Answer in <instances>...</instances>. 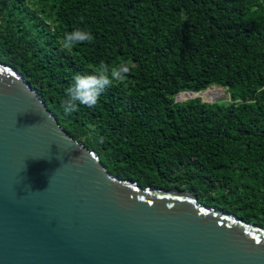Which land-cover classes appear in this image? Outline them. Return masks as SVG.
Segmentation results:
<instances>
[{
	"label": "trees",
	"instance_id": "1",
	"mask_svg": "<svg viewBox=\"0 0 264 264\" xmlns=\"http://www.w3.org/2000/svg\"><path fill=\"white\" fill-rule=\"evenodd\" d=\"M78 27L93 41L63 48ZM0 62L112 174L264 227V0H0ZM120 62L127 80L63 112L76 74ZM215 85L229 100L196 97Z\"/></svg>",
	"mask_w": 264,
	"mask_h": 264
},
{
	"label": "water",
	"instance_id": "2",
	"mask_svg": "<svg viewBox=\"0 0 264 264\" xmlns=\"http://www.w3.org/2000/svg\"><path fill=\"white\" fill-rule=\"evenodd\" d=\"M0 264H264V227L112 174L0 62Z\"/></svg>",
	"mask_w": 264,
	"mask_h": 264
},
{
	"label": "clouds",
	"instance_id": "3",
	"mask_svg": "<svg viewBox=\"0 0 264 264\" xmlns=\"http://www.w3.org/2000/svg\"><path fill=\"white\" fill-rule=\"evenodd\" d=\"M93 39L90 31L78 27L65 33L61 45L69 49L78 44L92 42ZM131 70L127 62H120L116 65L101 63L90 74H76L62 101L63 112L70 115L81 106L94 107L103 91L113 86L114 82L127 80Z\"/></svg>",
	"mask_w": 264,
	"mask_h": 264
},
{
	"label": "rangeland",
	"instance_id": "4",
	"mask_svg": "<svg viewBox=\"0 0 264 264\" xmlns=\"http://www.w3.org/2000/svg\"><path fill=\"white\" fill-rule=\"evenodd\" d=\"M215 87H217V88H221V87H223L222 89H219V90H212V91H208V92H205V93H202L201 94V96L205 99V100H209V101H212V100H229V93H228V89H227V87H224V86H215ZM224 89V90H223ZM182 94V93H181ZM181 94L180 95H178L177 96V99L178 100H182V101H184V100H187V99H190V98H192L193 96H194V94L192 93V97L190 96V97H186V98H184V97H181ZM208 202V201H207ZM204 204H207V205H210V206H213V205H211V203L210 204H208V203H204ZM219 208H221V207H219ZM240 212H242V213H240ZM239 212V214H240V216H241V214H243L244 215V213H243V211H240ZM238 214V215H239Z\"/></svg>",
	"mask_w": 264,
	"mask_h": 264
},
{
	"label": "bare ground",
	"instance_id": "5",
	"mask_svg": "<svg viewBox=\"0 0 264 264\" xmlns=\"http://www.w3.org/2000/svg\"><path fill=\"white\" fill-rule=\"evenodd\" d=\"M181 94V93H180ZM179 94V95H180ZM192 95V92H184V93H182L181 94V97H184V98H186V97H190ZM192 97V96H191Z\"/></svg>",
	"mask_w": 264,
	"mask_h": 264
}]
</instances>
